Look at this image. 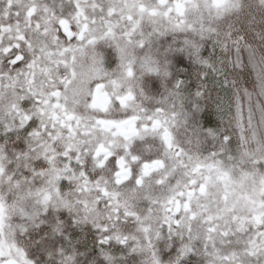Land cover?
Returning <instances> with one entry per match:
<instances>
[{
	"label": "snow or ice",
	"instance_id": "snow-or-ice-1",
	"mask_svg": "<svg viewBox=\"0 0 264 264\" xmlns=\"http://www.w3.org/2000/svg\"><path fill=\"white\" fill-rule=\"evenodd\" d=\"M260 28L264 0H0V104L14 117L0 135V264H68L62 240L38 237L64 222L48 185L72 211V181L97 194L75 200L83 220L105 215L93 241L129 264H264ZM184 57L255 74L230 128L185 110Z\"/></svg>",
	"mask_w": 264,
	"mask_h": 264
},
{
	"label": "clouds",
	"instance_id": "clouds-1",
	"mask_svg": "<svg viewBox=\"0 0 264 264\" xmlns=\"http://www.w3.org/2000/svg\"><path fill=\"white\" fill-rule=\"evenodd\" d=\"M260 32H264V28L259 29ZM168 42H171V38H168ZM254 43L258 46L261 52H264V35L255 36ZM166 47V45H162ZM107 52L108 50L105 49ZM207 51L211 53V46H207ZM185 64L191 65V70L185 69V84L181 89L182 98L185 102V110L194 115L195 123L204 125H216L222 129H228L234 122V117L236 109L240 104L247 106V98L244 96L243 92H236V87L243 89L248 86L249 81L255 79V74L252 73L245 80L242 76H237L235 73L236 69L232 67L230 63L225 60L223 66L216 63V60H211L217 71H213L212 68L205 67L204 65L192 64L191 61L184 57ZM222 67V71H220ZM201 73H206L207 76L201 75ZM229 80L236 79L237 85L235 87H224L223 80L225 78ZM171 79V77H169ZM147 87L150 89L151 84L149 83ZM170 87H175V82H173ZM164 83L161 82L160 92L164 93ZM252 90V89H250ZM201 92L202 95L197 96V92ZM160 97H157L159 99ZM264 100V97L261 98ZM14 117L6 109L5 105L0 104V135H3V125L11 124ZM192 123L189 122L188 125L181 124L174 130L178 139L181 141L190 134ZM35 163V161H33ZM62 167V164L57 165ZM89 172L95 174V171H100L94 169L92 165L88 167ZM110 169H106L102 174H106ZM71 187L64 189V196L66 199H71L73 201L74 207L72 211H68L62 207L59 200L55 196L54 186L52 184L48 185L49 189L53 191V216L59 217L60 213L63 212L64 222L59 224L60 231H52V222L46 221L41 226L47 227L48 232L44 234L43 237H38V239L47 240H62V244L58 247H63L65 249V254L70 256L71 259L68 264H129V254L126 252L116 251V244L113 241L111 245H106L103 248L93 241L90 233L95 234L96 238L102 235V233L97 231L96 225L104 223L105 215L101 214L94 218H90L85 222L82 218V214L78 211L79 205H75V200L77 197L87 198L90 200H95V192H77L78 181H72ZM2 190L7 192V186H2ZM103 212L104 206L100 205ZM59 209V211L56 210ZM71 220L72 223L68 224L67 221ZM37 222H40V218H37ZM38 231V230H37ZM93 247H95V254L93 255ZM91 256V258H89ZM56 264H61V257L58 255L56 257Z\"/></svg>",
	"mask_w": 264,
	"mask_h": 264
}]
</instances>
